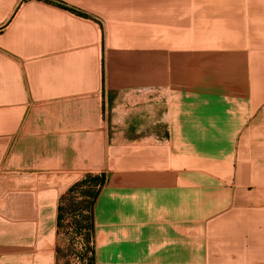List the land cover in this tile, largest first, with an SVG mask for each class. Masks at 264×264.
Listing matches in <instances>:
<instances>
[{
  "label": "crops",
  "instance_id": "crops-1",
  "mask_svg": "<svg viewBox=\"0 0 264 264\" xmlns=\"http://www.w3.org/2000/svg\"><path fill=\"white\" fill-rule=\"evenodd\" d=\"M95 174L92 264H264V0H0V264Z\"/></svg>",
  "mask_w": 264,
  "mask_h": 264
},
{
  "label": "rangeland",
  "instance_id": "rangeland-1",
  "mask_svg": "<svg viewBox=\"0 0 264 264\" xmlns=\"http://www.w3.org/2000/svg\"><path fill=\"white\" fill-rule=\"evenodd\" d=\"M103 180L100 175H88L61 197L58 218L59 264H92L95 248L92 212Z\"/></svg>",
  "mask_w": 264,
  "mask_h": 264
},
{
  "label": "trees",
  "instance_id": "trees-1",
  "mask_svg": "<svg viewBox=\"0 0 264 264\" xmlns=\"http://www.w3.org/2000/svg\"><path fill=\"white\" fill-rule=\"evenodd\" d=\"M104 181V180H103Z\"/></svg>",
  "mask_w": 264,
  "mask_h": 264
}]
</instances>
